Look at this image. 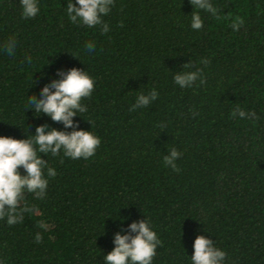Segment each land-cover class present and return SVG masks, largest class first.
I'll return each mask as SVG.
<instances>
[{
	"label": "trees",
	"instance_id": "obj_1",
	"mask_svg": "<svg viewBox=\"0 0 264 264\" xmlns=\"http://www.w3.org/2000/svg\"><path fill=\"white\" fill-rule=\"evenodd\" d=\"M68 2L37 0L25 18L20 0H0V136L34 141L46 124L101 143L86 160L38 153L57 175L43 169V199L25 190L18 211L34 210L22 222L0 219V264H107L116 234L135 236L130 225L141 221L161 241L152 264H193L198 236L226 253L223 264H264V0H208L219 18L190 0H114L106 33L71 23ZM194 11L202 29L191 27ZM73 68L94 89L65 127L28 100ZM201 69L206 83L199 74L175 83ZM152 89L157 99L130 111ZM172 148L178 172L164 163Z\"/></svg>",
	"mask_w": 264,
	"mask_h": 264
},
{
	"label": "clouds",
	"instance_id": "obj_2",
	"mask_svg": "<svg viewBox=\"0 0 264 264\" xmlns=\"http://www.w3.org/2000/svg\"><path fill=\"white\" fill-rule=\"evenodd\" d=\"M22 6V15L25 18H33L39 12L37 0H20ZM190 3L196 9H204L211 12L213 16L218 17V9L208 0H190ZM78 5V6H77ZM114 5V0H76L73 3L69 0L67 4V15L73 24L86 25L94 27L102 25V32L109 31V26L102 20V16L108 15ZM244 19L236 17L232 21L233 31H239L243 26ZM122 26V24H121ZM192 29L199 30L203 28V21L199 11L192 13ZM94 43L89 42L86 48L91 52ZM11 53V49H9ZM29 63L31 57H27ZM205 66L209 63L207 59L203 60ZM187 68L188 65H185ZM203 70L199 72H186L175 75V83L181 87L190 86L196 81L197 75H200L201 84L206 83L202 76ZM50 89H55L51 91ZM94 89V80L86 71L73 68L64 75L59 81H53L51 85H45L42 90L43 98L37 99L35 95L29 97V108H34L35 112L47 114L53 121H62L65 127L73 125L72 117L79 113L87 111L82 106L81 100L90 97ZM158 92L152 89L149 95L140 94L137 97L136 105H133L130 111L135 107L145 106L151 100H156ZM239 110L240 118L250 115L256 118L255 112L246 113ZM236 110L232 112L235 116ZM48 125H40L35 130V139H15L8 136H0V219L7 216L8 225H14L22 222L24 211H33L25 205L18 211L21 200L24 199L25 190L28 193H34L36 199H43L48 187V179L45 177L43 169L47 167L46 161L38 153L53 156L59 155L63 150L64 156L72 159L84 158L85 160L93 156L97 147L100 145V138L91 131L74 130L71 133L58 131L55 128L46 131ZM38 146V147H37ZM181 155L175 148H172L169 156L164 157L166 166L174 171H179L175 161ZM23 167L26 174L21 175L19 169ZM55 169L47 167V176L55 177ZM7 205V209H5ZM41 229H46L47 224L41 221L38 225ZM133 232L137 234L133 237L128 235L116 234V247L105 257L107 264H152L153 257L156 255L157 245L161 243L157 234L149 227L148 221L139 223L133 222L130 225ZM42 235L37 233L35 241L42 242ZM226 253L213 245V241L205 236H198L194 242V254L191 256L193 264H223Z\"/></svg>",
	"mask_w": 264,
	"mask_h": 264
}]
</instances>
